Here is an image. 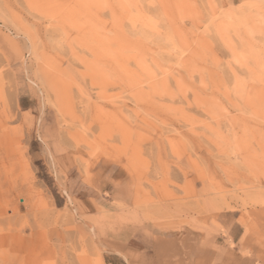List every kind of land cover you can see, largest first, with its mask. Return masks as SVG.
<instances>
[{
	"label": "rangeland",
	"instance_id": "obj_1",
	"mask_svg": "<svg viewBox=\"0 0 264 264\" xmlns=\"http://www.w3.org/2000/svg\"><path fill=\"white\" fill-rule=\"evenodd\" d=\"M0 264H264V0H0Z\"/></svg>",
	"mask_w": 264,
	"mask_h": 264
}]
</instances>
